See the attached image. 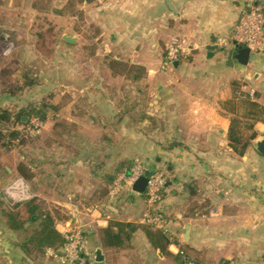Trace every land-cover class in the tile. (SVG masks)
Wrapping results in <instances>:
<instances>
[{
	"label": "crops",
	"instance_id": "obj_1",
	"mask_svg": "<svg viewBox=\"0 0 264 264\" xmlns=\"http://www.w3.org/2000/svg\"><path fill=\"white\" fill-rule=\"evenodd\" d=\"M249 6L264 12V0H36L30 7L44 18L34 44L50 46L42 51L25 37L18 40L38 85L6 106L48 99L56 111L42 122V134L19 148L18 166L4 169L11 182L23 178L30 185L28 202L52 215L62 235L72 222L88 229L90 264H181L180 246L194 264H264V156L255 149L264 123H256L259 135L244 156L229 145L231 120L248 121L234 85L254 92L264 106V52L251 53L246 66H232L226 55L207 51L212 38L223 46L232 37ZM174 36L190 39L197 50L172 73L162 72L165 44ZM137 159L169 176L159 211L180 246L165 252L140 223L143 195L108 197L121 164ZM47 187L59 193L46 195ZM3 194L0 264H60L48 250L41 258L32 246L30 254L23 249L34 226L10 228L15 206ZM114 222L132 225L130 239L104 247L101 230ZM128 249L135 262L121 260Z\"/></svg>",
	"mask_w": 264,
	"mask_h": 264
},
{
	"label": "trees",
	"instance_id": "obj_2",
	"mask_svg": "<svg viewBox=\"0 0 264 264\" xmlns=\"http://www.w3.org/2000/svg\"><path fill=\"white\" fill-rule=\"evenodd\" d=\"M131 69L133 70L134 67ZM17 73L18 75L14 79V87L7 88V90L0 92L2 95H7L4 99H0V146L2 147L19 146L21 148L26 145L28 137L20 134L17 130V127L26 125L27 121H25L24 118L27 120L37 118L41 122H44L48 118L49 113L56 111V108L51 105L48 99H44L38 104H29L24 108L15 105L12 109L4 105L6 102L11 104L12 101L10 99L21 94L25 88L38 85L37 78L33 75L32 69L27 67V69L17 71ZM234 87V99L238 98L240 108L243 110V115L248 121H242L238 117L231 120L229 145L237 155L244 156L248 148L251 147L252 142L259 135L255 129L256 123H264V106L255 101L257 97L256 94L251 96L250 93L242 92L237 84H235ZM132 165L133 161H124L117 173L123 172L124 169H129ZM0 169H3V167H0ZM20 174L28 177L25 170L22 168L20 169ZM168 183L169 179L167 185ZM167 187L168 186H166V189ZM104 196H106V194ZM56 214L59 213L56 212ZM7 218L12 230H25L28 226H34L31 235L23 245V249L29 254L31 251L30 246H32L33 251L37 254H44L49 249L58 252L65 245L66 240L64 236L58 232L53 216L43 212L39 206L32 204V202L17 204L14 208V212L9 214ZM131 226L132 225H127L122 227L119 223H110L107 228L101 230L102 245L110 248L122 247L125 240L130 239L129 228ZM114 228H118V231H115ZM146 234L151 244L162 252H165L172 244L179 245L174 235H165L159 229L147 226ZM84 235L86 236V234ZM180 251L183 252L184 255L178 254L176 258L181 264H184L182 256H186L189 259V255L182 246H180ZM189 261H191V259H189ZM88 264H90V262ZM222 264L229 263L223 262Z\"/></svg>",
	"mask_w": 264,
	"mask_h": 264
},
{
	"label": "built area",
	"instance_id": "obj_3",
	"mask_svg": "<svg viewBox=\"0 0 264 264\" xmlns=\"http://www.w3.org/2000/svg\"><path fill=\"white\" fill-rule=\"evenodd\" d=\"M232 42H237L240 46L248 48L251 53L264 52V12L261 9L249 6L243 11L236 25L235 33L231 38L224 39L221 44L223 46H229ZM196 50V45L190 39L182 36L172 37L165 44L164 57L160 70L162 72L172 73L175 69L174 65L176 62L192 56ZM250 95L253 96L254 92L251 91ZM29 121V125L34 129H36V124L42 123L37 118H31ZM29 133L26 131L23 134L30 137ZM147 173L148 183L143 194L147 209L140 223L154 229H159L165 235L170 236L169 223L159 211L169 179L165 169L152 171L141 160L137 159L128 171H123L117 175L110 187L108 197L110 200H114L120 194L124 193V190L128 193H135L133 191V185ZM26 184L28 185L27 190L23 193H17V200L14 201L6 196L10 202V206L14 207L17 204L28 202L34 198L30 185L28 183ZM63 236L66 240L65 245L58 252L48 250L50 257L58 259L60 264H88L93 261L94 256L87 248L83 228L80 224L72 222L63 231ZM179 255H184V253L179 251ZM182 260L184 264H194L186 256H182Z\"/></svg>",
	"mask_w": 264,
	"mask_h": 264
},
{
	"label": "rangeland",
	"instance_id": "obj_4",
	"mask_svg": "<svg viewBox=\"0 0 264 264\" xmlns=\"http://www.w3.org/2000/svg\"><path fill=\"white\" fill-rule=\"evenodd\" d=\"M35 1L36 0H0V92L7 90V88L9 89L10 87H14V79L18 75L17 71H23V69H27L22 60V52L19 51L23 45L22 43H18V40L25 37L31 45L33 44V46L36 48L40 47L41 50L43 49V46H50L45 44L39 45L36 42L34 44V41L37 40L36 34L41 29V27H38L37 25H42V23H44V18L34 14L30 8L35 3ZM54 10L59 11L56 8H54ZM48 18L54 20L52 16H49ZM22 25H24L25 28H21ZM3 35L5 38H7L6 40L1 39ZM44 50L45 49H43L42 51ZM47 55L48 54H46V56ZM29 61L31 65H36V70L37 68H39L37 60ZM45 67H47V65H45ZM30 69L32 68L30 67ZM4 105H6V103ZM29 124L30 121L27 120L26 125L17 127V130L20 134H23L26 131H28V133L30 132V137H28V140L31 138L35 140L42 134L44 130V124H36V129L32 128V126H30ZM94 135L96 134L94 133ZM19 148V146H0V167H3V169H0V195H4V189L14 182H11V178H7L4 168H15L16 166H18L21 156ZM148 168H150L152 171L156 170V168L151 166ZM8 183L10 184L8 185ZM56 189L47 187L45 191L46 195H52L54 191L55 193H59V191ZM61 213L62 212H60L59 214ZM63 214L64 213H62V216L64 217ZM95 229L97 230L96 234L99 236L100 232L98 228L96 227ZM87 230V228L83 227L84 234H86ZM85 241H87L89 245L88 238L86 236ZM122 255L124 258L121 259L122 261L135 262V260H137V255L132 249L131 251L128 249V251L122 253ZM35 256H39L42 258L41 254H35Z\"/></svg>",
	"mask_w": 264,
	"mask_h": 264
},
{
	"label": "water",
	"instance_id": "obj_5",
	"mask_svg": "<svg viewBox=\"0 0 264 264\" xmlns=\"http://www.w3.org/2000/svg\"><path fill=\"white\" fill-rule=\"evenodd\" d=\"M1 39L6 40L7 38L4 37V35L1 37ZM64 40L68 43H74V40L70 37H64ZM207 51L209 52V55H211L213 52L218 51L219 53L226 55V65H232L235 62H238L242 66H246L249 63L250 57H251V51L248 48L242 47L237 42H232L230 45V48H227L226 46H219L217 44L216 39H211L210 45L207 47ZM179 62L175 63V67H178ZM255 149L264 156V138L258 139L255 142ZM148 173L141 177L134 185H133V191L139 195H143L145 193L147 183H148ZM189 226L186 227V232H188ZM103 256L101 253V250L96 251V262L100 263L103 261Z\"/></svg>",
	"mask_w": 264,
	"mask_h": 264
},
{
	"label": "clouds",
	"instance_id": "obj_6",
	"mask_svg": "<svg viewBox=\"0 0 264 264\" xmlns=\"http://www.w3.org/2000/svg\"><path fill=\"white\" fill-rule=\"evenodd\" d=\"M27 188L28 185L23 180V178H19L15 180L12 184L7 186L4 189V192L6 196L15 201L18 199L17 193H23L27 190Z\"/></svg>",
	"mask_w": 264,
	"mask_h": 264
}]
</instances>
